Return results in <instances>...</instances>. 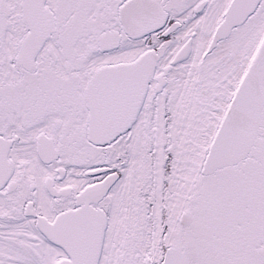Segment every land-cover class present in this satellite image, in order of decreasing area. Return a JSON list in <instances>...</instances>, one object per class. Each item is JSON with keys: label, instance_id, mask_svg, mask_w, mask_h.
<instances>
[{"label": "snow or ice", "instance_id": "1", "mask_svg": "<svg viewBox=\"0 0 264 264\" xmlns=\"http://www.w3.org/2000/svg\"><path fill=\"white\" fill-rule=\"evenodd\" d=\"M0 264H264V0H0Z\"/></svg>", "mask_w": 264, "mask_h": 264}]
</instances>
